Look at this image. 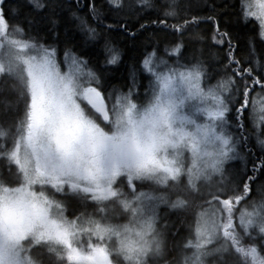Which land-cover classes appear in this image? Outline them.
Wrapping results in <instances>:
<instances>
[{"label":"snow or ice","instance_id":"6c2138e0","mask_svg":"<svg viewBox=\"0 0 264 264\" xmlns=\"http://www.w3.org/2000/svg\"><path fill=\"white\" fill-rule=\"evenodd\" d=\"M178 9L166 0L163 15L180 20ZM89 11L99 17L94 5ZM240 11L259 20L264 36V0H241ZM9 13L0 0V95L16 96L0 130V264H154L169 228L159 223L160 204L192 217L183 264H264V185L253 196L247 172L224 180V162L247 143L248 119L264 125L252 95L259 86L264 113V62L259 71L244 67L250 62L234 55L231 33L217 29L219 43L228 38L226 79L213 85L203 62L169 67L154 50L142 62L146 88L133 76L127 92L109 90L87 60L70 49L58 59L31 35V20L25 28ZM79 19L94 39L96 29ZM105 50L116 63L119 53L107 42Z\"/></svg>","mask_w":264,"mask_h":264},{"label":"trees","instance_id":"16d2710c","mask_svg":"<svg viewBox=\"0 0 264 264\" xmlns=\"http://www.w3.org/2000/svg\"><path fill=\"white\" fill-rule=\"evenodd\" d=\"M177 2L180 20L164 17L166 0H149V4L140 3L139 0L130 2L120 0V6L111 4L109 0H39V3L44 5L43 8L36 7L32 0H6L10 9L9 14L15 18V22L27 28V21H32L31 35L37 38L39 43L54 46L59 59L64 57L66 49H70L76 56L87 60L89 67L101 76V82L106 84L109 90L113 88L118 91L126 90V85L133 76L146 88L151 74L144 70L142 62L145 53L154 50L158 57H164L168 63L176 67L180 64L203 62L211 74L209 82L213 85L219 80L226 79L225 72L231 74V69L227 67L229 61L225 58L228 38H225L224 43H219L221 38L217 34V29L220 32L231 33L234 55L238 60L243 58L250 62L245 63L244 67H256L259 71L256 62H264V40L260 35L258 22L246 18L240 11L241 0H177ZM92 5L97 9L98 18H93L89 11ZM193 17L197 18L196 22H192ZM79 18L86 19L89 26L96 29L97 35L94 39L89 37ZM184 20L190 24L177 29L165 27L158 22L151 23L164 21L166 25H176ZM124 24L127 25V31L120 27ZM141 24H144L145 28L142 29ZM106 42L119 53L116 63L106 62L110 55L105 50ZM176 44L181 45L179 53L170 50ZM166 46L169 48L167 52ZM232 67L235 68L236 65ZM140 91L143 92L144 88ZM259 91L257 86L252 95L257 97L256 93ZM15 109L14 93L0 95V130H8V123L15 114ZM247 115L248 113H245V116ZM227 118L231 126V117ZM246 127L247 143L240 150L237 159L238 165L242 166L237 175L247 172L245 180L253 177L254 183L250 182V186L254 196L256 189L264 185V172L261 171L259 160V157L264 156V150L258 142L264 140V125L255 127L249 118ZM0 142H3L2 138ZM254 163L257 166L255 172L252 171ZM159 188L163 191V186ZM145 190H148L147 184ZM251 198L250 196L249 199ZM246 203L247 201H244L236 207L243 208ZM159 206L160 214L165 216L159 223L168 224L169 228L165 236V255L163 259L154 261V264H166L168 261L172 264H182L184 256L191 254L183 250V246L187 244V238H190L188 227L193 223L192 217L165 204ZM238 214L237 212V216ZM206 264H214L213 258L207 257Z\"/></svg>","mask_w":264,"mask_h":264},{"label":"rangeland","instance_id":"374dc122","mask_svg":"<svg viewBox=\"0 0 264 264\" xmlns=\"http://www.w3.org/2000/svg\"><path fill=\"white\" fill-rule=\"evenodd\" d=\"M127 1H131V0H127ZM245 15V14H244ZM243 15V16H244ZM245 17L246 18H252V19H255L257 22H258V25H259V20H257V18L256 17H252V16H246L245 15ZM259 32H260V28H259ZM262 37V39L264 40V36H261ZM159 58H161L163 61H166L167 62V64H168V66L169 67H176V66H174V65H172V64H170V63H168V61L164 58V57H159ZM59 59V58H58ZM63 59V57L61 58V60ZM156 63L157 64H159L160 63V60L158 59L157 61H156ZM179 67V66H178ZM161 70H164V69H161ZM120 92H127V89L126 90H119ZM256 98V100H257V113H256V116H257V119H259V117L261 116V115H264V113H260V111H259V102H260V100H261V97L260 96H257V97H255ZM254 124V126L255 127H259L260 125H258V124H256V123H253ZM240 155H236L234 158H232V159H228V160H226L225 162H224V168H225V173H224V180H225V182L227 183V182H229V181H232L235 177H236V175H237V172H238V170L239 169H242V166H240V165H238V162H237V159H238V157H239ZM214 179H216V180H218V179H220V177H219V174H214ZM199 183V182H198ZM160 187H162V186H160ZM159 208H160V206H159ZM158 211H159V209H158ZM183 264V263H182Z\"/></svg>","mask_w":264,"mask_h":264}]
</instances>
